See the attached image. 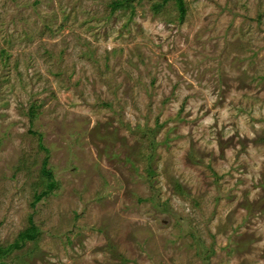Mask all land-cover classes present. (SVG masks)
Instances as JSON below:
<instances>
[{
  "label": "rangeland",
  "instance_id": "1",
  "mask_svg": "<svg viewBox=\"0 0 264 264\" xmlns=\"http://www.w3.org/2000/svg\"><path fill=\"white\" fill-rule=\"evenodd\" d=\"M117 1L0 0V264H264V0Z\"/></svg>",
  "mask_w": 264,
  "mask_h": 264
},
{
  "label": "trees",
  "instance_id": "2",
  "mask_svg": "<svg viewBox=\"0 0 264 264\" xmlns=\"http://www.w3.org/2000/svg\"><path fill=\"white\" fill-rule=\"evenodd\" d=\"M130 0H120V1H117V2H115L114 4H113V6H114V8H120V7H125V8H127V7H129V4H130ZM177 4H178V6H179V8H180V10H181V13L182 14H184L185 13V9H184V6H185V3H184V1L183 0H177ZM56 186V182L54 183V182H49V184H48V191H46L44 194H42L41 196H38L37 197V200H39L42 196H45V195H47L54 187ZM183 221V220H182ZM25 236V238H29V239H32V238H34V235L33 234H28V235H24ZM23 236V237H24ZM17 247H19L20 245L19 244H17L16 245ZM2 253H3V251L0 249V255H2ZM209 258H210V256H209Z\"/></svg>",
  "mask_w": 264,
  "mask_h": 264
}]
</instances>
